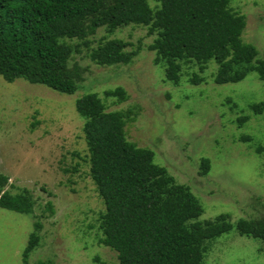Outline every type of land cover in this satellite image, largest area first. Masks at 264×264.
<instances>
[{"label":"rangeland","instance_id":"374dc122","mask_svg":"<svg viewBox=\"0 0 264 264\" xmlns=\"http://www.w3.org/2000/svg\"><path fill=\"white\" fill-rule=\"evenodd\" d=\"M156 9L158 0H147ZM229 7L245 17V43L264 55V0H231ZM154 35L147 28L127 25L108 33L99 28L91 47L108 39L139 48L129 64L98 66L86 49L68 61L83 70V81L72 95L57 93L23 79L9 83L0 76V175L34 200L32 215L0 208V264H22L33 223L40 222L38 246L28 264H117L116 252L99 244L104 204L89 175L84 119L76 99L95 93L107 111H129L126 139L154 152L153 162L165 167L176 183L186 185L199 200V221L228 215L264 219V118L249 105L264 100V81L249 73L237 83L216 84V63L200 73L194 62H183L178 84L164 78V67L153 63L148 50ZM73 44L77 41H70ZM202 78L191 84L193 74ZM121 87L127 100L106 97ZM248 116L238 126L237 119ZM209 170L200 175V163ZM204 264H264V242L235 229L208 241Z\"/></svg>","mask_w":264,"mask_h":264},{"label":"trees","instance_id":"16d2710c","mask_svg":"<svg viewBox=\"0 0 264 264\" xmlns=\"http://www.w3.org/2000/svg\"><path fill=\"white\" fill-rule=\"evenodd\" d=\"M230 1L158 0L153 9L147 0H0V76L72 95L83 81L80 66L68 65L72 55L86 49L98 66L129 64L139 48L128 50L132 45L116 38L91 47L89 38L99 28L113 33L137 25L155 36L148 50L172 84L180 81L183 62H194L202 73L211 60L217 65L216 84L237 83L251 72L264 81V55L258 58L255 46L243 42L245 17L229 7ZM189 81L196 85L202 78L194 73ZM104 94L117 103L127 100L121 87ZM249 109L264 118V100ZM75 110L84 119L89 175L104 204L98 242L116 252L117 264H204L206 243L233 228L264 242V219L241 218L233 225L221 214L199 221L203 208L190 188L155 164L152 150L126 139L129 111H107L95 93L76 99ZM248 118L240 116L238 126ZM208 170L209 160L203 158L199 174ZM8 180L0 175V208L32 215L31 194L12 192ZM33 227L22 264L39 244L40 222Z\"/></svg>","mask_w":264,"mask_h":264}]
</instances>
